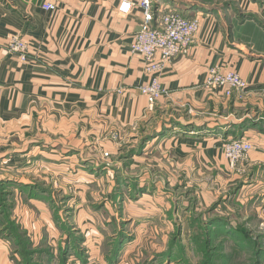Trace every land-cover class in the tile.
<instances>
[{
  "label": "rangeland",
  "instance_id": "rangeland-1",
  "mask_svg": "<svg viewBox=\"0 0 264 264\" xmlns=\"http://www.w3.org/2000/svg\"><path fill=\"white\" fill-rule=\"evenodd\" d=\"M196 1L264 27V0ZM251 107L239 126L216 116L192 158L149 132L73 158L0 136V264H264V156L232 167L224 153L237 132L264 134V104Z\"/></svg>",
  "mask_w": 264,
  "mask_h": 264
},
{
  "label": "crops",
  "instance_id": "crops-1",
  "mask_svg": "<svg viewBox=\"0 0 264 264\" xmlns=\"http://www.w3.org/2000/svg\"><path fill=\"white\" fill-rule=\"evenodd\" d=\"M124 1L133 4L129 14L119 11ZM140 1L0 0V136L14 135L18 144L30 133L42 140L47 155L73 158L92 144L91 152L112 149L149 132L151 145L171 139L177 153L192 158L222 123L216 116L239 126L233 112L264 104V27L218 10L200 12V6L212 7L196 0H154L199 17L201 27L189 52L166 64V92L152 107L137 88L148 79L144 59L132 51L143 21ZM48 2L57 8L45 9ZM14 36L28 45L25 60L9 48ZM248 44L255 53L245 50ZM215 65L238 71L249 88L231 97L222 88H207ZM171 119L175 127L162 135ZM116 134L120 140L113 139ZM254 137L251 156H264V134Z\"/></svg>",
  "mask_w": 264,
  "mask_h": 264
},
{
  "label": "built area",
  "instance_id": "built-area-1",
  "mask_svg": "<svg viewBox=\"0 0 264 264\" xmlns=\"http://www.w3.org/2000/svg\"><path fill=\"white\" fill-rule=\"evenodd\" d=\"M133 4L124 1L120 13L129 14ZM47 10H55L53 3H45ZM139 7L143 12L141 28L135 34L132 51L141 55L145 63L148 79L137 86L138 90L147 96L150 105L159 100L166 92L161 74L166 64L175 56L188 53L200 30L199 17H188L176 7L154 0H141ZM9 48L26 59L27 43L19 37H12ZM207 88H222L227 96L244 93L249 88V82L236 70H224L220 66H212L207 74ZM254 143L245 137H232L224 144L225 157L232 167L248 159L254 150Z\"/></svg>",
  "mask_w": 264,
  "mask_h": 264
}]
</instances>
